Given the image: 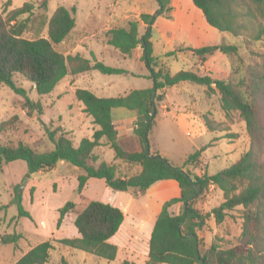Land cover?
Wrapping results in <instances>:
<instances>
[{"label":"trees","instance_id":"obj_1","mask_svg":"<svg viewBox=\"0 0 264 264\" xmlns=\"http://www.w3.org/2000/svg\"><path fill=\"white\" fill-rule=\"evenodd\" d=\"M158 10L155 14L141 13L139 20H129L126 26L113 27L106 32L107 43L124 55L142 49L141 61L149 73L152 86L134 89L126 95L99 97L92 91L76 88L74 95L84 105V111L97 126L91 138L83 137L77 144L62 130H48L47 135L53 148L37 151L27 143L0 140V164L15 160L26 163L27 174L54 167L65 161L81 169L77 176V193L81 194L89 178H99L115 191L143 193L153 183L160 180H175L180 188V196L166 201L157 216L149 240L148 259L145 264H264V54L259 62L250 65L243 74L233 66L230 77L214 79L209 74L201 75L195 70H180L170 73L164 63L153 55L150 29L155 19L171 10V0H155ZM7 2H10L8 0ZM207 23L220 32L234 36H245L250 41L260 40L264 35V0H192ZM42 11L35 10L31 0L9 11H0V83L22 96L29 107H39L28 97L26 89L18 85L15 76L30 81L39 96L49 95L66 76L88 70H98L103 74L127 73L126 69L105 65L93 57L84 58L79 54H63L57 49L75 27L76 6L67 8L59 5L49 14L47 0L39 4ZM145 30L139 33L140 22ZM34 29V36L26 34ZM45 34H41L42 30ZM201 60L206 55L220 51L232 58L238 46L221 41L216 45L187 48ZM173 51L167 52L170 56ZM183 81L205 86L208 96H219L221 109L227 120L233 112H238L244 121L249 136V148L229 166L214 174L196 175L187 166L199 161L205 147L189 154L183 165H175L159 153L147 154L150 150L148 135L157 113L156 105L163 98V90ZM124 107L136 110L138 115L133 132L140 141L138 150L122 148L118 141V131L112 109ZM16 116L0 122V137L12 128ZM208 129L215 127L204 115ZM114 151L115 159L140 166L132 174H121L117 164L99 161L94 149L100 140ZM222 191V202L210 211L197 207L199 197L210 186ZM33 188H30L32 195ZM82 197L80 203L67 201L58 209L56 227L59 228L68 213L73 214V224L77 237L62 238L65 246L83 250L107 261L114 260L117 246L108 239L120 227L124 214L110 203L88 200ZM17 205L18 216L32 219L22 205V194L15 191L12 196ZM181 203V210L174 214L170 206ZM6 205H0V210ZM232 212L241 219L240 233L234 243L222 242L214 237L210 245L203 249V240L198 232L208 225L212 218L216 225L224 222ZM22 238L18 232L4 233L1 244H14ZM53 248L49 240L42 241L25 252L14 264H45ZM65 264L64 258L61 259ZM125 264H128L127 262Z\"/></svg>","mask_w":264,"mask_h":264},{"label":"rangeland","instance_id":"obj_2","mask_svg":"<svg viewBox=\"0 0 264 264\" xmlns=\"http://www.w3.org/2000/svg\"><path fill=\"white\" fill-rule=\"evenodd\" d=\"M7 1H3L0 5V11L11 10L9 9L11 1ZM41 1L31 0L35 10L42 11L39 7ZM22 3H24V0H12L14 7H19ZM47 4L49 14L59 5L67 8L75 5L76 11L74 15L78 24L85 19L90 10L97 11L103 18H107L110 12L117 10L121 5L123 6L122 8L127 10L128 14L137 13L139 9L150 10L157 5L155 0H47ZM170 13L171 10L163 15L170 16ZM135 18L131 17V20H135ZM127 22L125 23L127 24ZM33 32L34 29H31L26 36H34ZM222 33H225V36H223L221 41L237 45L238 51L232 58L220 51L206 55L204 65L212 77L227 79L231 75L232 66L240 74H243L250 65L260 61L261 56L264 54V35L260 40L250 41L242 35L234 36L229 32ZM41 34H45L44 29ZM161 46V42L156 43L155 53L159 52ZM59 47L57 45V49ZM164 60H169V63L165 64V66L172 74L192 68L191 58L176 60L170 56H164ZM197 62L199 63L200 61L197 60ZM110 65L112 66V64ZM118 66L131 71L132 74H103L94 71L93 73L96 75L95 84L99 85L97 89H93L96 94L104 97H113L127 92L130 88L145 86L144 81L146 80L138 78L136 75V72L140 71V66L135 62L129 60L122 62ZM144 67L143 69L146 70V66ZM106 80L111 81V83L106 87H100ZM15 81L26 89L27 95L33 103H39V107L31 108L27 106L22 96L14 93L5 84L0 83V122L16 116L14 125L0 137V140L12 143L22 141L37 151H44L53 148V144L47 135V129L50 131L55 129L62 130L67 133L73 142H77L80 137H85L89 134L91 130L89 121H85L86 127L78 132H75L71 128L72 126L68 124L69 110L75 109L74 106L77 100L66 80H61L54 88L55 90L49 95L43 96H39L33 84L23 77L16 75ZM149 83L150 85L152 84L151 81ZM191 85L196 90V93H201V86ZM76 86L82 87L86 86V84L78 80ZM60 90L62 91L61 95L57 96ZM171 92L172 89L168 90L165 100L169 106L168 111H163L161 102L156 105L157 113L148 135V140L150 151L153 152V146L157 145L158 148L169 153L174 162H177L183 154L192 151L194 146H196L195 144H198L197 142H202V139L198 135L197 124L191 119H184V116L187 117L185 112H179L180 109L185 108L183 105L184 100L180 99L179 101L174 98ZM213 99L215 104L218 105L219 96L216 95ZM120 113L134 114L137 112L126 108H114L112 110L113 119L122 116ZM228 121L236 124L237 132L235 136L237 137L238 152H245L249 148V136L244 121L239 117L238 112L231 113ZM187 131L188 133H186ZM118 141L125 150L134 151L140 148L139 138L134 132L125 133L121 130ZM101 158L108 162L115 161L114 151L108 147L101 154ZM234 160L232 159L230 162L223 161L219 165H213L210 160L208 172L214 173L234 162ZM120 163L117 167L121 174L136 173L140 169V166H136V164L129 165L123 161ZM75 167L68 162L59 161L52 168L28 175L26 163L23 160L0 164V205H6L4 209L0 210V236L14 231L22 234V238L16 245L0 243V264H14L31 247L45 240H49L53 245V248L50 249V258L45 264H62V258H64L65 264H124L120 260L123 254L117 260L107 261L104 258L65 246L59 242L62 238H71L77 235V230L73 224V214L71 213L66 215L59 228L56 227L58 209L65 202L74 201L80 195L77 193L78 181L76 176L78 170ZM92 187L94 188V186ZM30 188H33L32 195L30 194ZM16 190L22 194V205L30 213L32 219L18 216L17 205L12 200ZM88 192L97 193L98 189H90L89 187L85 193ZM209 193L211 191L207 188L199 197V200L204 201ZM82 197L81 194L80 198L82 199ZM213 197L212 203L209 204L211 209L216 206L215 195ZM210 221V225L199 231L203 240V249L210 245L214 237L223 239V243H234L236 241L241 229V219L238 217L237 212H232L228 215L220 225H216L212 218Z\"/></svg>","mask_w":264,"mask_h":264},{"label":"crops","instance_id":"obj_3","mask_svg":"<svg viewBox=\"0 0 264 264\" xmlns=\"http://www.w3.org/2000/svg\"><path fill=\"white\" fill-rule=\"evenodd\" d=\"M3 1L6 0H0V5L3 3ZM10 1L11 3L9 9L16 8L13 6L12 0ZM25 1L26 0H24V2ZM122 7L123 6L121 5L117 10L110 12L107 18H103L97 11L90 10L85 19L79 22V24L76 20L75 27L72 29L67 39L59 44L60 47L58 49L65 55L79 54L84 58H90L93 55L96 61H101L105 65L109 66L112 64V67L121 68L118 65L129 60L135 62L138 66H140V71L136 72V75L138 78L146 80L144 81L145 86L140 88H130L127 92L118 94L117 96L126 95L134 89H144L151 87L152 84L150 85L149 81H151V79L147 77L149 73L148 69H143L145 68V65L141 61L142 49L137 47L132 51L131 55H124L120 53L118 49L107 43L106 32L113 27L126 26L125 22L131 20V17H136L135 20H139L141 13L155 14L156 9H158V6L155 5L150 10L139 9L137 13L128 14L127 10ZM170 7V16H157L151 26L150 41L152 43L153 55L158 57L159 60L164 63V65H167L169 60L165 61L164 56L167 52L173 51V54L170 55L171 58L176 60L180 58H191L192 68L190 70H195L201 75L206 73L210 75L206 66L204 65L206 58L204 60L198 59L192 53V51L187 50V48L195 49L203 46L219 44L223 36H225V33H222L209 25L202 11L193 4L192 0H171ZM144 30L145 24L141 21L139 24V33L142 34ZM158 42H161L162 46L159 52L155 53V45ZM197 60L200 62L198 63ZM94 71L98 70H88L74 75H68L62 80H66V83L70 87V90L73 94L76 88H83L92 91L99 97H104L96 94V92L93 90L97 89V86H99L95 84L94 79L96 75L93 73ZM127 71V73L123 74H132L131 71ZM78 80L85 83L86 86L77 87L76 85ZM110 83L111 81L109 82L106 80L101 84L100 87H106ZM191 84L195 83L183 81L173 86L167 87L163 90L164 98L161 103L163 111H168L169 106L166 104L165 100L168 90L171 89V94L174 98H177L179 101L180 99H183V105L185 108L180 109L179 112H185L188 118L185 116L183 118L191 119L197 124L199 132L198 135L202 139V142H197L198 144H195L196 146H194L193 150L183 154L182 157L179 158L180 160L177 162H174V160H172V156H170L169 153L162 150L161 148H158L157 145L153 146V152L150 150L149 152L150 154L159 153L175 165H183L186 157L189 154L200 149L201 147H205L201 152L199 161L188 165L187 168L196 175H202L203 173L211 175L215 172H208V163L210 160L212 161L213 165H219L223 161L230 162L232 159H235V162L244 152H238L237 149V137L235 136V133L237 132L236 124L227 120L224 111L221 109L219 101L217 100L218 105H216L214 102L213 98L217 94L214 93L211 96L206 95L205 86L199 84L196 85L202 87L201 93H196V90ZM61 92L62 91L60 90L57 93V96L61 95ZM74 108V110L69 108L70 113L68 124L72 126L71 128L75 132H78L86 127L85 121H89L91 130L85 137L91 138L97 126L92 123V118L84 111V105L82 102L77 100ZM120 114H122V116L115 119L112 117L114 126L118 131V140L119 132L121 130H123L125 133L133 132L134 123L138 115V113ZM204 115H206L211 121H214L215 127L213 129H208L206 127ZM74 131H72V133H74ZM186 133H188V131ZM81 138L83 137H80V139ZM79 140L74 143L77 144ZM100 143L101 144L94 149V153L98 155L99 161H102L103 159L101 158V154L110 146L106 143L105 138H102ZM120 162V159H115V161L108 163H115L118 165L121 164ZM136 166L139 165L136 164ZM77 170V176L83 173L81 169L77 168ZM92 186H94L95 189L97 188L98 192L85 193L88 191L89 187L90 189H94ZM208 189L211 191V193L206 195L207 198L204 201L200 199L197 203V207L204 212L211 210L209 204H211L214 199L213 195H215L216 206L219 205L223 200L222 191L219 188L214 185H210ZM81 194L86 199L82 202V205L88 200H100L102 202L110 203L111 205L122 210L124 214L123 221L118 230L108 239L109 243L117 246V254L114 260H117L120 258V255L123 254L120 260L124 264L126 262L128 264H145L146 260L148 259L149 240L157 216L166 201L180 196V188L175 180L169 179L160 180L153 183L143 193H134L131 190L115 191L109 188L103 179L89 178L86 181ZM80 195H78L76 200H74L76 204L80 203ZM169 209L172 213L177 214L181 210V203H175L171 205ZM210 222L211 221L209 220L208 225H210ZM198 234L200 236L199 232ZM78 235L79 234L77 232L75 237Z\"/></svg>","mask_w":264,"mask_h":264},{"label":"water","instance_id":"obj_4","mask_svg":"<svg viewBox=\"0 0 264 264\" xmlns=\"http://www.w3.org/2000/svg\"><path fill=\"white\" fill-rule=\"evenodd\" d=\"M150 152L149 151H147V154H149Z\"/></svg>","mask_w":264,"mask_h":264}]
</instances>
